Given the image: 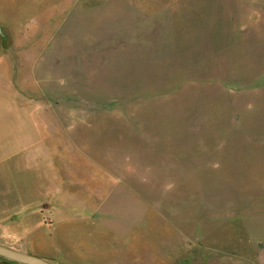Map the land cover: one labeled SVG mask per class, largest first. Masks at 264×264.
<instances>
[{"label": "rangeland", "instance_id": "1", "mask_svg": "<svg viewBox=\"0 0 264 264\" xmlns=\"http://www.w3.org/2000/svg\"><path fill=\"white\" fill-rule=\"evenodd\" d=\"M259 243L264 0H0L1 246L257 264Z\"/></svg>", "mask_w": 264, "mask_h": 264}, {"label": "water", "instance_id": "2", "mask_svg": "<svg viewBox=\"0 0 264 264\" xmlns=\"http://www.w3.org/2000/svg\"><path fill=\"white\" fill-rule=\"evenodd\" d=\"M0 257L19 264H50L42 258L21 253L0 245Z\"/></svg>", "mask_w": 264, "mask_h": 264}, {"label": "crops", "instance_id": "3", "mask_svg": "<svg viewBox=\"0 0 264 264\" xmlns=\"http://www.w3.org/2000/svg\"><path fill=\"white\" fill-rule=\"evenodd\" d=\"M259 248L256 249V263L257 264H264V244L262 245L261 243L258 244ZM219 264V263H218Z\"/></svg>", "mask_w": 264, "mask_h": 264}]
</instances>
